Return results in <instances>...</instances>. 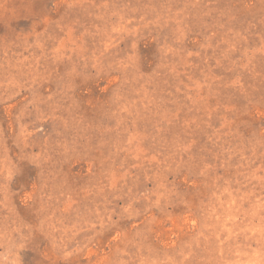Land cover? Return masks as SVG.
<instances>
[{
	"label": "rangeland",
	"instance_id": "rangeland-1",
	"mask_svg": "<svg viewBox=\"0 0 264 264\" xmlns=\"http://www.w3.org/2000/svg\"><path fill=\"white\" fill-rule=\"evenodd\" d=\"M0 264H264V0H0Z\"/></svg>",
	"mask_w": 264,
	"mask_h": 264
}]
</instances>
